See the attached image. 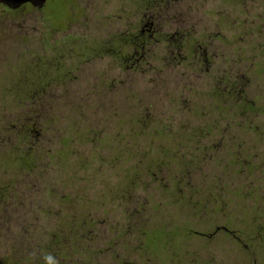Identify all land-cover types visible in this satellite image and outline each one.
Here are the masks:
<instances>
[{"label":"rangeland","instance_id":"374dc122","mask_svg":"<svg viewBox=\"0 0 264 264\" xmlns=\"http://www.w3.org/2000/svg\"><path fill=\"white\" fill-rule=\"evenodd\" d=\"M76 1L0 4V264L57 242L65 264H264V29L241 31L264 1H222L214 27L208 0L201 67L161 49L157 73L122 81L119 50L89 47L101 1Z\"/></svg>","mask_w":264,"mask_h":264},{"label":"flooded vegetation","instance_id":"af4514ba","mask_svg":"<svg viewBox=\"0 0 264 264\" xmlns=\"http://www.w3.org/2000/svg\"><path fill=\"white\" fill-rule=\"evenodd\" d=\"M46 1L42 5H33L30 2L24 4H31L32 6L42 8ZM73 1L75 3L76 0ZM99 1H101V9H96L95 13L103 16L101 22L98 21L102 29V35H95L93 33L99 29V25L93 22L89 30V33H92V36H89V47L94 49L102 48L107 51L110 48L119 50L117 52L118 56L123 59L124 71H127L115 77V79L121 81L137 79L148 69L157 73L158 67L154 61L160 55L161 49L170 50L172 63L169 62V65H173L174 63L176 66L185 65L188 69L199 68L203 64V61H207L206 49L215 42L213 37L218 38V32H214L212 36L209 33V25L205 24L207 21L203 22L205 4L208 0H88L93 5L96 4L97 7L99 6V3H97ZM213 1L219 2L215 10L217 20L214 21V27H221V16L224 14L225 18H228L230 15V13L224 12L223 8H221L222 1L230 2L229 4L234 9V3L237 1L247 2L246 6L253 8L254 0ZM0 4L11 10L18 9L24 5L11 8L4 3L0 2ZM73 9L74 14L78 16V11L76 12L75 8ZM250 13L252 16V11ZM234 16L233 26H235V22H238V24H240L239 22L243 23L239 20V15ZM245 22L247 24H242L243 29L241 31L247 35H252L254 32H260L264 29L263 24L261 26L255 25L253 21L248 24L247 19H245ZM250 42L251 39L248 43ZM82 43L81 41H76V45L83 46ZM52 45L56 47L57 42H54ZM183 49L184 52H182ZM188 49H191V55L185 53L189 51ZM120 50H123V53H120ZM162 80L167 81L162 83V86H166L168 82L172 81V77L162 78L160 81ZM181 80L185 79L182 77ZM177 81L180 80L177 79ZM184 83L188 84L187 81H184ZM157 85L158 83L156 82L155 86ZM240 86L239 82L234 79V81L226 85L223 91L225 101L231 102V108H235L233 101L237 102L240 100L238 96H240L241 100L244 99ZM245 103L246 106L244 108L248 106L247 102ZM248 108L250 107L248 106ZM169 127L171 128V126ZM209 129L210 127L206 126V132H209ZM168 138L167 141L178 144L185 143L184 139H188L187 136Z\"/></svg>","mask_w":264,"mask_h":264},{"label":"trees","instance_id":"16d2710c","mask_svg":"<svg viewBox=\"0 0 264 264\" xmlns=\"http://www.w3.org/2000/svg\"><path fill=\"white\" fill-rule=\"evenodd\" d=\"M67 238L69 239L70 235H68ZM57 244H58V242L53 245L56 248L52 247L53 248L52 252H50L49 250H48L49 252H45V250L43 251V254L40 255V259L43 260V262L41 264H48V261L46 262L45 261L46 258L44 259V257H49V256L57 260L56 263H53V264H65V261L69 255V251L68 250H62L61 247L55 246ZM18 259L20 261L21 258H18ZM21 262H22L21 264H29V260L27 258L22 259Z\"/></svg>","mask_w":264,"mask_h":264},{"label":"water","instance_id":"95a60500","mask_svg":"<svg viewBox=\"0 0 264 264\" xmlns=\"http://www.w3.org/2000/svg\"><path fill=\"white\" fill-rule=\"evenodd\" d=\"M45 0H0L1 3L6 4L11 8H17L26 2H30L33 5H42Z\"/></svg>","mask_w":264,"mask_h":264},{"label":"clouds","instance_id":"9594fccd","mask_svg":"<svg viewBox=\"0 0 264 264\" xmlns=\"http://www.w3.org/2000/svg\"><path fill=\"white\" fill-rule=\"evenodd\" d=\"M46 260L48 261V264H52V257H46Z\"/></svg>","mask_w":264,"mask_h":264}]
</instances>
